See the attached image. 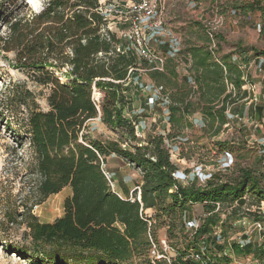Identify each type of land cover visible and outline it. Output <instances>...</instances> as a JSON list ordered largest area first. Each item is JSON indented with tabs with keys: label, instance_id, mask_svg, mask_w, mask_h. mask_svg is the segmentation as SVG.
I'll return each mask as SVG.
<instances>
[{
	"label": "trees",
	"instance_id": "trees-1",
	"mask_svg": "<svg viewBox=\"0 0 264 264\" xmlns=\"http://www.w3.org/2000/svg\"><path fill=\"white\" fill-rule=\"evenodd\" d=\"M212 1L216 5L224 2L220 14L233 10L248 17L257 12L264 37V0ZM98 8L99 0H47L39 12L1 13L7 28L6 35L0 36L1 52L13 54L14 67L47 90L46 111L28 100L31 93L19 83L11 84L8 97L3 95L8 103L28 111L27 151L35 202L41 204L64 188L70 189L61 217L53 222H40L30 210L27 218L21 214L28 244L8 246L7 250L25 257L29 264H132L131 257L149 247L147 231L150 228L155 234L154 218L162 224L161 219L170 216L169 231L173 233L176 220L186 219L190 207L200 205L205 216L199 232L209 233L219 220L217 206L243 204L245 192L253 193L257 204L264 202V174L250 168H239L222 178L216 174V164L212 178L205 183L193 175L186 184L172 176L179 167L172 160L171 142L191 126L189 117L202 115V135L217 138L230 125L226 112L237 104L246 84L240 64L228 55L217 59L218 38L214 40L204 30L199 39L206 47L189 48L195 88L183 79L178 82L172 63L163 71L147 72L168 100L169 131L141 140L135 124L124 114L131 102L125 82L130 69L144 68L147 63L133 50L117 51L128 43L115 29H107L108 22ZM212 41H216V49H210ZM254 55L264 58V50H254ZM94 90L101 94L98 102L93 99ZM97 117L119 133L117 142L104 143L85 134L86 124ZM184 143L178 157L189 161L186 149L191 146ZM214 148L232 159L229 142L215 141ZM112 154L140 172L139 201L135 191L134 200L122 199L112 191L103 168ZM231 164L228 168L234 166ZM148 211L155 214L149 216ZM231 247L235 256L258 253L250 245ZM262 249L264 246L259 251ZM143 264L150 262L145 259Z\"/></svg>",
	"mask_w": 264,
	"mask_h": 264
},
{
	"label": "rangeland",
	"instance_id": "rangeland-1",
	"mask_svg": "<svg viewBox=\"0 0 264 264\" xmlns=\"http://www.w3.org/2000/svg\"><path fill=\"white\" fill-rule=\"evenodd\" d=\"M46 1L0 0V36L3 37L7 33L1 13L2 15L10 16L18 12L20 15L28 14L30 11L39 12ZM189 1H169L165 8L164 21L161 28L157 31L149 29L144 33L148 41V47L154 52H165L167 49L179 45V42L182 45L183 38L187 39L190 28L197 23L200 25L197 30L201 32L211 30L214 40L218 38V41L221 40L224 44L239 43L251 46L257 50H264V37L256 31V25L260 22L257 13L245 18L228 17L226 14H220L223 11L221 6L224 2L222 1L218 5L202 2L194 4V6H191ZM103 2L107 6L111 5L108 8L110 10V22L122 30H127L129 28L128 20L132 15L128 10V1L104 0ZM179 33L184 35L182 34L180 37ZM181 73L183 72L181 71ZM252 78L257 83L264 80V77L260 78V76ZM142 79L146 80L145 77ZM13 83H19L23 90H28L31 93L28 97L29 101L34 102L41 110H47L45 101L47 90L34 83L27 73L14 67L13 54H6L0 50V264H29L25 257L19 256L15 251L7 250L8 246L15 247L28 244V241L25 240L26 224L23 220H25V217L27 218L29 210L42 223L53 222L56 218L61 217L63 213L62 204L65 197L69 195L70 189L67 188L68 192L63 189L58 194L48 197L43 203L36 204L35 194L31 191L34 179L29 173L30 155L27 151L28 128L26 117L28 111L22 106L8 103L3 96L8 97L7 92ZM259 87L261 90L262 84ZM94 91L99 93L96 90ZM100 98L101 94L98 100ZM255 100L249 106L250 115L239 117L236 128L227 127L226 132L215 139L207 137L206 139L199 133L192 136L193 144L189 145L191 149H186L191 156L188 163L191 164L192 162V166L180 163L175 159H172L173 162H177L179 169L185 168L190 170L191 173L195 164L199 165L202 163L211 167H215L218 164V167H215L217 169L216 174L217 176L221 175L222 178L231 174L234 175L239 168H250L253 171L256 170L264 174V105L259 108L261 101L259 99ZM99 122L95 123V121H92L85 134L92 138L100 139L104 143L117 142L120 139L117 131L116 133L112 129H104ZM147 122L150 128L152 121L148 119ZM215 141H226L229 142L230 146L235 147L236 154L231 159L234 165L231 167V171H227L228 166L232 165L228 161L229 159L226 162L225 158V161L218 163L223 155L214 148ZM103 168L105 170V167ZM132 196H134V192L129 194L128 199ZM242 199L243 204L239 201L233 202L231 205L223 204L217 206L219 220L216 221L214 226L221 229V236L224 238L226 246L228 243H241L242 248L250 245L258 252L240 255L236 257L237 259L245 261L246 264H259L261 261L264 264V249L259 251L264 246V237L253 232L252 239H249L243 234L241 228L233 226L235 219L238 217H244L249 222L252 219L255 220L256 216H258L257 208L261 204H257L256 196L251 192H245ZM21 214H24L25 217L21 218ZM148 214L153 216L155 212L148 211ZM204 216L202 206L192 205L185 218H195L201 223V218ZM169 218L170 216H164L161 219L164 221L162 224H160L161 221L153 219L152 222L157 227L154 231L155 234H152V236L158 238L166 235L170 240V246L176 248L180 245V240L182 241L181 243H184V239L181 237L184 236L182 234L183 230L180 226V220L182 221L184 217L176 220L174 233L169 231ZM149 254L150 250L148 247L141 255L134 254L130 259V263L143 264L145 259H149Z\"/></svg>",
	"mask_w": 264,
	"mask_h": 264
},
{
	"label": "crops",
	"instance_id": "crops-1",
	"mask_svg": "<svg viewBox=\"0 0 264 264\" xmlns=\"http://www.w3.org/2000/svg\"><path fill=\"white\" fill-rule=\"evenodd\" d=\"M197 1L190 0L189 2L191 6H194V4H200L202 2H208L213 5L215 4L214 1L212 0H197ZM256 13L257 12H254L252 14H256ZM225 14L228 17L229 16L230 17L237 16L238 18L242 17L233 10H229L223 15ZM257 15L259 19V14L257 13ZM259 23L260 22H258L257 24ZM194 25H195L194 27L190 28L187 39L185 40L183 38L182 45L179 42V45H177L176 48L167 49L165 52L163 51L158 52V54H162L166 58L163 70L166 64L172 63L174 66V70L177 73L178 82H180L183 79L189 84V86L193 88H195V86L193 85L194 82L192 80L191 75L192 74L194 75L195 70H194V67H192L193 58L189 52V48H196V47H202V46L206 47V44L204 43V41L202 39H199V36L202 35L201 31L197 30V27H200L199 23L194 24ZM182 34L183 33H179V36L181 37ZM218 44L219 45H218L217 54H216L217 59L218 58L220 59L222 56L228 55L230 56L232 62L247 66V71H246L247 72V83L242 87L241 98L238 100L237 104L234 107H232L231 109L229 108L226 112L228 115L229 122H230V125L228 124L227 127L236 128L239 117L241 116L246 117L250 115L249 106L253 103V100L259 99V101H261V106L259 108H261L264 105V80H261L260 82L262 84V88L260 90L259 86H261V84L254 82L252 78L256 76L258 77L260 76V78L264 77V58L255 57L254 50H257V49L251 46H245L239 43L224 44L221 42V40L219 41ZM180 53H182L181 55L183 56H181ZM140 60H143V59H140ZM144 61L147 63L146 60ZM147 68H148V63H147V66L144 68L139 67L138 68L139 70L134 71L130 75L128 80L125 82V85L127 87V96L128 98H130L131 102L126 107L124 114L127 118L132 120L133 123L135 124L136 132L139 134V136L137 137L140 138L141 140H144L147 136L151 134L152 135L153 134H165L169 131V125L167 123V115H168L167 105H165L162 102V100H160L159 98L156 100V102L153 105H149L147 103V99L150 96H161L160 87L158 88V86L153 81H151V79L147 75V72L149 71H143V70H146ZM150 71H154V70H150ZM181 71L183 73H181ZM143 77H145L146 80L142 79ZM229 90H230V86H228V92ZM168 92L170 93V91ZM148 119L152 121L150 128H149V123L147 122ZM92 121H95V123L100 121L99 123L102 124V128L103 127L104 129L108 128L101 121V119L100 120L95 119V120L89 121L86 124L87 128L92 124L91 123ZM188 122L189 124H191V126L186 127L182 131L180 138L171 142L172 149L174 151V154L172 155V159H175L176 161L180 163H186V164H189L188 161H186L183 158L178 157L180 145L184 141H185L184 146L193 144L192 136L197 133L203 136L202 128L204 126V120L202 118V115H200L199 113H195L191 117H189ZM225 132H226V129H224L218 135V137H220L221 134ZM117 134L119 135V133ZM93 138L97 139L95 137ZM186 142L188 143L186 144ZM234 148L235 147L233 146V151L231 153L232 156L236 154V151L234 150ZM223 161H225V158L222 156L220 159V162L218 163L220 164ZM105 163L106 164H104L103 167H105V172L108 174L110 181L113 185L112 191L115 192L120 198L127 199L129 194H131V192H134V189L137 186H139L141 183L140 172L136 171L133 167L129 166L127 162L123 161L122 159L117 157L115 154H112L109 157H107ZM195 165H198V164H195ZM199 165H201L206 171L209 169L212 170V167L206 164L201 163ZM179 171L188 174L189 177H193L190 170L181 168L179 169ZM227 171H231V167L228 168ZM67 188L68 187L64 188L66 189V192H68Z\"/></svg>",
	"mask_w": 264,
	"mask_h": 264
},
{
	"label": "built area",
	"instance_id": "built-area-1",
	"mask_svg": "<svg viewBox=\"0 0 264 264\" xmlns=\"http://www.w3.org/2000/svg\"><path fill=\"white\" fill-rule=\"evenodd\" d=\"M103 1L104 0H99V8L97 11L107 20V29H115L118 37L128 43L126 47H118L117 51L126 52V50H133L138 58L146 60L148 68L143 71H162L166 58L148 47V41L144 33L149 29L157 31L161 28L164 21L166 5L169 1L173 0H127L129 3L128 10L132 14L129 20L127 19L129 22V28L127 30H122L110 22V10H108V8L111 7V5L107 6ZM256 29L260 32V24L256 25ZM206 31L211 33V30ZM210 37L213 38L212 33ZM174 48H176V46ZM210 49H216L215 41H212L210 44ZM239 68L244 74L243 80L247 83V66L240 64ZM137 70L139 69H130L128 78ZM92 96L93 99L98 102L100 94L93 91ZM158 98L162 100L165 105L168 104V100L163 96H150L147 99V103L153 105ZM136 136H139L137 132ZM225 158L226 162L229 159L228 161H230V164L232 163L231 156L228 153L225 154ZM225 164L228 166L227 163ZM128 165L131 166L129 163ZM104 173L112 188L113 185L108 174L105 171ZM192 175L199 183H205L212 178L211 170L209 169L206 171L201 165L193 166ZM172 176L175 180L184 184L189 181V175L184 172L176 171ZM134 191L136 192V199L139 201V186H137ZM130 200H134L133 196ZM257 214L258 219H252L249 222L246 221L244 217H238L235 219L233 226L241 228L243 234L249 239H252L253 232L264 237V202L257 208ZM148 225L150 227L151 222L148 221ZM180 226L183 230L182 234L184 236L181 237L184 239V243H181L182 241L180 240V245L176 248L170 246V240L166 235L155 238L152 236L150 228H148L147 237L149 240L150 257L147 260L150 264H246L245 261L236 258L237 256H235L231 247L232 244L228 243L227 246L225 245L224 238L221 236V229L217 226H213L209 233H200L199 229L201 223L195 218L184 219ZM238 245L242 247L241 243H238Z\"/></svg>",
	"mask_w": 264,
	"mask_h": 264
},
{
	"label": "water",
	"instance_id": "water-1",
	"mask_svg": "<svg viewBox=\"0 0 264 264\" xmlns=\"http://www.w3.org/2000/svg\"><path fill=\"white\" fill-rule=\"evenodd\" d=\"M98 120H100V118H98Z\"/></svg>",
	"mask_w": 264,
	"mask_h": 264
}]
</instances>
